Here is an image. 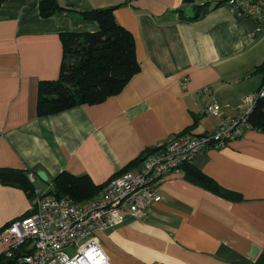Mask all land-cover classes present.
<instances>
[{"label":"crops","instance_id":"obj_1","mask_svg":"<svg viewBox=\"0 0 264 264\" xmlns=\"http://www.w3.org/2000/svg\"><path fill=\"white\" fill-rule=\"evenodd\" d=\"M56 1L81 11L118 5L115 17L133 34L141 69L103 102L38 116L40 81L60 75L61 32L95 31L98 23L68 9L43 17L41 0L1 3L0 168L44 171L48 181L36 177L37 187L49 191L64 170L104 185L138 169L158 142L215 130L261 85L262 74L252 72L264 61V24L226 3L195 7L189 17L185 0ZM211 98L220 117L205 110ZM192 164L241 199L172 173L144 216L99 233L111 264H264V132L247 127ZM31 202L0 181V228L31 211Z\"/></svg>","mask_w":264,"mask_h":264},{"label":"built area","instance_id":"obj_2","mask_svg":"<svg viewBox=\"0 0 264 264\" xmlns=\"http://www.w3.org/2000/svg\"><path fill=\"white\" fill-rule=\"evenodd\" d=\"M210 3H226L237 16L252 17L264 24L263 0L199 1L202 8ZM262 96L264 84L260 90L246 94L238 114L223 118L215 130L203 134L184 131L169 141L156 143L145 153L138 169L111 177L99 193L82 202L37 187L30 213L0 229V263L111 264L99 233L130 217L144 216L150 205L162 199L160 181L183 172V166L192 163L203 150L226 146L240 137L250 127L249 114ZM205 110L212 117L221 116V106L214 98ZM36 177L29 174L31 181Z\"/></svg>","mask_w":264,"mask_h":264},{"label":"trees","instance_id":"obj_3","mask_svg":"<svg viewBox=\"0 0 264 264\" xmlns=\"http://www.w3.org/2000/svg\"><path fill=\"white\" fill-rule=\"evenodd\" d=\"M4 1L0 0V5ZM185 2L195 5L196 0ZM117 6L81 11L61 6L56 0H41L40 14L43 17H51L65 9L74 10L83 19L96 21L98 29L61 32L63 60L60 75L55 80L40 81L38 116L55 114L76 105L103 102L109 96L119 93L140 71L134 36L117 21L114 14ZM252 73L262 74V82L258 88L260 90L264 84V61ZM248 120L250 127L264 132V96L257 100ZM145 153L140 161L144 159ZM182 170L185 178L196 184L225 198L241 199L239 193L222 187L192 163L184 165ZM28 174L27 169L0 168V181L23 189L33 198L37 186ZM102 187L103 184H96L87 174L74 175L64 170L53 179V186L48 193L56 196L69 195L82 202L95 196ZM29 213L27 211L22 217Z\"/></svg>","mask_w":264,"mask_h":264},{"label":"water","instance_id":"obj_4","mask_svg":"<svg viewBox=\"0 0 264 264\" xmlns=\"http://www.w3.org/2000/svg\"><path fill=\"white\" fill-rule=\"evenodd\" d=\"M195 7H199V8H202L201 5H199V3H195V5H191L189 8H187L186 10V14L189 16V17H194L195 16V13H194V9ZM36 176L44 181H48V177L46 175V173L44 171H38ZM9 260H7L6 262H8Z\"/></svg>","mask_w":264,"mask_h":264},{"label":"rangeland","instance_id":"obj_5","mask_svg":"<svg viewBox=\"0 0 264 264\" xmlns=\"http://www.w3.org/2000/svg\"><path fill=\"white\" fill-rule=\"evenodd\" d=\"M13 187H15V186H13ZM17 188H19V187H17ZM32 199H33V198H32ZM13 207H14V206H13ZM29 207L32 209V207H33V204H32V202H31V203H29ZM0 215H2V211H0ZM17 219H18V218H17ZM15 220H16V219H15ZM13 221H14V220H13ZM11 222H12V221H11ZM11 222H9V223H11ZM9 223H7V224L5 223V225H4V226L8 225ZM4 226H3V227H4ZM3 227H1V228H3ZM1 228H0V229H1Z\"/></svg>","mask_w":264,"mask_h":264}]
</instances>
